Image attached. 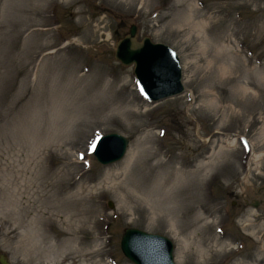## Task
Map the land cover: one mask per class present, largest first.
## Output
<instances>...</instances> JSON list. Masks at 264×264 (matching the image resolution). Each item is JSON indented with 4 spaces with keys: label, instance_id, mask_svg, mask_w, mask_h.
I'll return each instance as SVG.
<instances>
[{
    "label": "rangeland",
    "instance_id": "374dc122",
    "mask_svg": "<svg viewBox=\"0 0 264 264\" xmlns=\"http://www.w3.org/2000/svg\"><path fill=\"white\" fill-rule=\"evenodd\" d=\"M132 24L176 50L182 93L149 101L114 58ZM110 132L127 147L103 164ZM127 227L172 240L174 260L185 244L181 264H264V0H0V254L133 264Z\"/></svg>",
    "mask_w": 264,
    "mask_h": 264
},
{
    "label": "water",
    "instance_id": "95a60500",
    "mask_svg": "<svg viewBox=\"0 0 264 264\" xmlns=\"http://www.w3.org/2000/svg\"><path fill=\"white\" fill-rule=\"evenodd\" d=\"M143 50L156 51L152 54V60L156 64H168L172 81L167 86L155 91L151 90L146 82L141 63L137 55L143 54ZM114 56L123 64L134 65V73L138 79L142 91L152 100L162 99L180 93L183 90L181 83V70L179 60L172 48L159 43H152L148 37L136 41V26H130L128 33L119 38L114 47ZM144 56V55H143ZM127 138L117 133H109L97 142L94 154L97 160L103 164L114 162L122 157L127 147ZM258 202H252L257 206ZM121 249L125 255L135 264H175L172 256V243L164 236L149 234L137 228H125L121 238ZM151 245L153 246L152 248ZM144 246H146L144 248ZM8 261L0 254V264Z\"/></svg>",
    "mask_w": 264,
    "mask_h": 264
},
{
    "label": "bare ground",
    "instance_id": "6f19581e",
    "mask_svg": "<svg viewBox=\"0 0 264 264\" xmlns=\"http://www.w3.org/2000/svg\"><path fill=\"white\" fill-rule=\"evenodd\" d=\"M137 41V39H136ZM154 53H157L156 51H148V50H143V54L140 55L138 54L137 55V59H139V62L141 63V67L143 70V73H144V77L147 79L146 82H150L149 85H150V89L155 91L157 89H161L163 88L164 86H167L168 84H170V82L172 81V76L170 75V72H169V66L168 64H156L153 60H152V54ZM144 55V56H143ZM135 65V63H133ZM145 89H143L144 91ZM228 144H233V140H230L228 142ZM135 152H132L130 154V156L128 157V159L126 160V164L123 165V167L120 169V170H123L125 171L124 169H126V167L129 165L130 161L132 160L131 158L133 157ZM219 152H217V154H219ZM213 160L212 161H202L198 164V167H199V171L201 170V172H198L196 173V179L198 180V183L199 181H201L204 177H205V173L207 172L206 170H208V167L212 166L213 165ZM118 173V172H116ZM139 184L138 183H133L131 185H129V188H125L127 191H128V194L130 193H133L134 195H138L137 194V187L139 188L138 186ZM148 195H150L149 197V200H148V203L151 205V206H154V205H158V203L160 204V202H162L164 199L162 198V195L161 193L159 192V187H152L148 192ZM131 195V194H130ZM165 197H167L168 195H166V193H164ZM139 198H145L140 197ZM68 234H70V236L66 237L65 240H67L69 243H70V247H73L74 245L72 243L74 242H78L80 240V237L78 236L77 237V234H75L74 232L71 233V232H67ZM33 238H36L34 235H33ZM32 238V239H33ZM31 239V238H30ZM264 242V241H263ZM72 244V245H71ZM146 246H144L145 248ZM153 246L151 245L150 248H152ZM75 250H73V254L75 253H79L80 250L79 248H77V246L74 248ZM185 250V244H183L181 247H178L176 252H175V262L177 264H181L184 260H183V255H182V252H184ZM204 251L205 250H199L198 251V255L200 258L204 257L206 255H204ZM85 252L86 251H82L79 254H75L73 257H67V253L65 251L61 252V253H58L57 249L55 248V246L53 244H49L48 245V248H46V251L43 253L42 255V259H40L41 261H43L42 263H45V264H95V261L93 260L94 259V252L95 250L92 249V250H89L88 253H86L89 258L88 259H85L86 263H82V256L85 255ZM72 253V252H71ZM207 253H209L207 251ZM261 261H253L252 264H260ZM34 264H41L40 262H36ZM236 264H242L240 261H238Z\"/></svg>",
    "mask_w": 264,
    "mask_h": 264
}]
</instances>
